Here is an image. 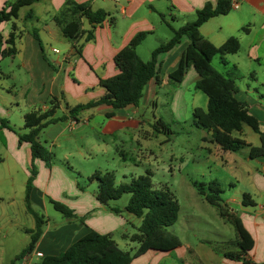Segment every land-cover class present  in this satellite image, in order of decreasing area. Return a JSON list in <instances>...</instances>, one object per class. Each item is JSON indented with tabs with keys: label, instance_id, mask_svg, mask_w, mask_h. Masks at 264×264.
<instances>
[{
	"label": "crops",
	"instance_id": "obj_1",
	"mask_svg": "<svg viewBox=\"0 0 264 264\" xmlns=\"http://www.w3.org/2000/svg\"><path fill=\"white\" fill-rule=\"evenodd\" d=\"M74 1L80 4L90 3L94 11L102 9L114 20L113 25L105 22L96 28L95 40L85 45L82 57L76 54L71 42L63 36L60 25L55 21V17L64 8L67 0H39L31 6L21 8L17 19L2 24L0 28L6 40L13 31V25L16 26L14 31L16 53L0 61V119L8 121L7 127L2 126L0 121V134L6 141L5 150L0 153V165L5 161H12L13 165L26 172L28 179L31 176L28 171L32 165L31 146L29 143L20 145L17 135V133L28 132L24 124L26 114L36 111L43 113L55 108L56 118H61L58 116L59 112L63 117H67L63 121L67 125L58 122L50 125L51 128L49 126L44 129L53 147L59 149L63 146V138L71 139V137H65L66 129H70L68 125L71 124L72 129L74 123H80L69 117V109L79 104L96 101L105 95V90L100 87V80L110 79L119 74L115 56L126 48L136 35L148 34L136 51L143 61H149L155 49L171 40L172 28L179 29L188 22L195 21L198 10L209 3L216 6L218 2V0ZM230 1L231 4L237 2L238 7L232 6L227 14L210 18L201 26L200 32L218 48L231 38L238 40L240 47L237 52L215 56L212 65L222 75L236 80L239 87L236 98L247 104L250 114L258 119L260 128L264 132V0ZM7 2L8 0H0V9L6 7ZM162 25L167 26L168 32L163 30ZM149 41L152 45L146 47ZM188 44L189 40L183 38L172 50L160 54L157 66L159 85L157 79H152L146 86L144 97L138 106L130 105L115 110L103 104L80 113V120L83 119L86 124H90V117L106 116L107 121L103 118L102 130L108 135L126 128L139 129L145 123L140 110L158 106L160 91L174 84L170 74L180 66ZM57 46L62 49L60 50ZM54 50H58L59 53L56 54ZM217 57L218 60L215 63ZM6 59L10 62L3 64ZM199 80L200 76L195 68L189 67L183 81L175 84L177 90L171 106L178 108L184 92L190 85L196 87ZM247 80L251 82L246 83ZM53 98L57 102L52 106L49 101ZM204 106L208 108V97L204 100ZM196 108L199 107H195L194 110ZM111 114L112 116H109ZM14 118H18L23 125H17V123L13 125ZM159 119L155 116L156 122ZM245 129L246 126L234 136L241 138L247 144L256 146L255 139L248 140L245 137ZM219 149L227 155L230 153L222 151L220 147ZM49 150L56 160L62 156V159L69 161L70 157L75 156L68 151L55 153L53 149ZM79 155L86 158L83 153ZM257 160L262 165L261 172L257 174V189L264 198V157ZM34 165L38 174L30 193L33 208L47 210V202L52 199L66 205L76 216H87V218L83 223L79 219H67L62 215L63 218L58 223H52L51 219L46 217L47 223L34 250L16 264H39L46 256H58L92 231L101 235H111L121 249L127 250L124 247L128 246V243L125 244L128 235L121 234V230H124L127 224L125 218L127 213L115 214L111 211L110 203L108 206L102 205L94 193L89 192L79 182L77 175L71 174L78 172L73 164H68L69 170H67L56 163L47 167L43 160L36 159ZM1 200L0 264H11L28 246L31 240L30 231L36 228V222L27 211L25 198L23 205L25 213L29 216H24L23 212H20L18 216L17 213L15 214L17 204L14 197H8L7 201L2 197ZM4 202L8 205L3 206ZM226 203L229 206L233 205L232 203L235 204L232 212L241 218L252 235L254 248L248 254L240 253V249L212 252L210 258L212 261L208 264H243L241 261L225 258V253L252 260L255 264H264V203L255 202V207H243L242 201L228 200ZM9 209H11L10 212ZM14 229H24L26 241L12 253L10 259H7L10 252V240L15 238ZM119 238H122L124 242H121ZM181 243L179 248L171 252L148 251L134 259L131 264H176L179 262L180 264H196V260L203 262L193 245L183 243L182 240Z\"/></svg>",
	"mask_w": 264,
	"mask_h": 264
},
{
	"label": "trees",
	"instance_id": "obj_2",
	"mask_svg": "<svg viewBox=\"0 0 264 264\" xmlns=\"http://www.w3.org/2000/svg\"><path fill=\"white\" fill-rule=\"evenodd\" d=\"M38 1L9 0L6 7L0 9V28L2 24L17 19L21 8L31 6ZM231 7L230 0H218L216 6L207 4L203 9L197 11L195 21L188 22L179 29L172 28L171 40L155 49L149 61H143L136 51L148 34L136 35L129 45L115 56L119 74L110 79L100 80V87L105 90V95L96 101L79 104L69 109V117L73 121L80 122V113L103 104L109 105L115 110L130 105L138 106L144 97L148 83L152 79H157L159 85L157 66L160 54L172 50L183 38H187L189 44L183 54L182 62L178 69L170 74V79L174 84L181 83L191 66L198 72L200 80L196 84V89L208 97V108L207 110L196 108L193 111L194 125L210 132L211 141L224 152L237 153L242 148L249 146L251 159L264 157V132L260 128L258 119L250 114L247 104L236 98V94L239 92L236 80L222 75L212 65L215 56H225L237 52L240 47L238 40L231 38L218 48L200 32V28L205 22L217 15L227 14ZM55 21L60 25L63 36L71 42L79 57H82L85 45L95 40V30L98 26L105 22L112 25L114 23L113 18L106 11L102 9L94 11L90 3L80 4L74 0H67L64 8L55 17ZM15 28L16 26L13 25V31L6 40L0 30V61L16 53ZM35 37L38 39L36 33ZM224 62L226 63L225 59ZM49 102L53 106L57 100L53 98ZM65 119H67L66 116L55 117V108L43 113L31 112L24 118L25 129H28V132L17 133L20 145L29 143L31 146V176L27 182L25 202L27 211L35 219L36 228L30 231L31 240L28 246L16 256L11 264H16L17 261L32 253L43 234L44 226L47 223L46 216L37 212L30 200L33 183L38 174L34 161L41 159L47 167L53 165L54 154L40 141V135L50 125L65 121ZM0 121L2 126H8L7 120L0 119ZM156 125L171 133L163 119H159ZM244 126L250 127L259 135L261 146H252L234 136L235 133H240ZM89 180L97 182L94 195L104 206H108L111 201L120 200L125 194L131 195L126 211L142 220L138 233L131 237V241L137 243L138 247L133 253L124 251L116 244L111 235H101L92 231L65 252L58 256H46L39 264H131L134 259L148 251L171 252L182 245L179 237L168 231V228L179 220V201L168 187L156 189L151 182L150 172L144 177L133 178L130 183L119 185L116 183L114 174L110 172L104 174L97 172ZM193 185L199 195L210 205L216 207L220 216L233 226L240 253L248 254L254 248V239L241 218L232 212V207L222 199L224 193L222 185L217 180L210 183L195 181ZM49 202L57 212L67 219H79L84 223L87 218V216H76L72 210L60 202L52 199H49ZM242 206H256L250 194L243 195ZM111 211L115 214L121 213L118 208H112ZM224 257L241 261L243 264H255L252 260L241 258L232 253H225Z\"/></svg>",
	"mask_w": 264,
	"mask_h": 264
},
{
	"label": "rangeland",
	"instance_id": "obj_3",
	"mask_svg": "<svg viewBox=\"0 0 264 264\" xmlns=\"http://www.w3.org/2000/svg\"><path fill=\"white\" fill-rule=\"evenodd\" d=\"M162 28L168 32L166 25H162ZM170 33L172 34L171 31ZM150 45L152 43L149 41L145 46ZM57 47L62 49L60 46ZM217 60L218 57L215 63ZM8 62L10 61L6 59L3 64ZM249 82L251 81L247 80L246 83ZM176 90L177 85L171 84L160 91L157 107L140 110L145 123L139 129L126 128L108 135L102 130L103 118L106 116L96 115L94 118L90 117V124H86L83 119L80 123H74L72 129L69 124L70 129H66L65 137L71 139L63 138V146L59 149L53 147L46 130L41 134V142L55 153L68 151L75 154L69 161L57 156L54 163L61 164L67 170H69L68 164H73L78 172L71 174L77 175L79 182L89 192L94 193L97 189V182L89 180L97 172L113 173L118 185L130 183L133 178L144 177L150 172L153 186L156 189L168 187L180 204L179 220L169 227L168 231L178 236L183 243L193 245L203 260V262L196 260V264H208L212 261L210 259L212 252L238 251L237 235L233 226L220 216L218 209L199 195L193 182L210 183L217 180L224 189L222 194L224 201L241 202L243 195L247 193L254 202L263 204L264 198L257 189L256 181L262 165L257 159L250 158L249 146L228 155L221 152L219 146L211 141L210 133L194 125V108L207 110V106H204L207 96L194 85H190L184 92L179 107L173 108L171 102ZM58 116L63 117L61 112ZM155 116L165 121L171 133L156 125ZM12 121L13 125L16 123L23 125L18 118ZM60 123L67 125L63 121ZM245 130V137L248 140L255 139L256 146H261L259 135L247 126ZM5 147V138L0 134V153ZM79 153L85 154L86 158ZM27 180L26 172L13 165L12 161H5L0 165V210L2 197L5 201L8 197H14L17 204L15 214L17 213L18 216L23 212L24 216H29L25 213L23 205ZM130 198V194H125L120 200L111 201L110 206L118 208L123 214H128L125 215L127 224L124 230H121V234L128 235V239L125 240L128 246L124 249L133 253L137 243L131 241V237L138 233L142 220L129 215L130 213L126 211ZM232 204L230 207L235 209V204ZM6 205L8 204L4 202L3 206ZM35 209L51 219L52 223H58L63 218L50 202H47V210L39 207ZM25 235L24 229H14L15 238L10 240L7 259H10L12 253L25 243ZM119 239L124 242L122 238Z\"/></svg>",
	"mask_w": 264,
	"mask_h": 264
},
{
	"label": "built area",
	"instance_id": "obj_4",
	"mask_svg": "<svg viewBox=\"0 0 264 264\" xmlns=\"http://www.w3.org/2000/svg\"><path fill=\"white\" fill-rule=\"evenodd\" d=\"M232 6L236 8V7H238V3H237V2H233V3H232ZM54 52H55V53H59L58 50H54Z\"/></svg>",
	"mask_w": 264,
	"mask_h": 264
}]
</instances>
